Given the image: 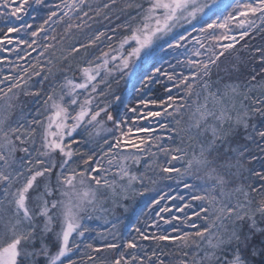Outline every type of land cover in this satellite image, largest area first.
<instances>
[{
	"label": "snow or ice",
	"instance_id": "obj_1",
	"mask_svg": "<svg viewBox=\"0 0 264 264\" xmlns=\"http://www.w3.org/2000/svg\"><path fill=\"white\" fill-rule=\"evenodd\" d=\"M33 4L56 10L29 31L32 24L16 21ZM93 11L94 16L89 14ZM116 12L127 17L109 27ZM65 18L69 21L65 35L72 29H92L86 42L72 44L60 56L54 44L45 43L34 63L17 64L20 74L0 79V264H76L72 257L91 230L85 220L95 217L115 229L119 218L109 221L108 217L124 200L143 196L144 191L159 192L165 181L175 184L164 187L180 192L150 198L146 215L151 217L156 207V220L146 222L147 232L135 228L140 239L155 241L159 251L154 249L147 260L136 252H122L112 264H153V257L155 264H166L161 259L167 255L163 249L173 245L174 264H250L248 254L264 256V227L259 226L264 223V47L249 49L251 63L238 56L223 69V76L212 78L213 67L219 69L223 63L221 57L239 51L236 46L254 30L264 32V0H232L223 5L218 0H146V6L124 0L123 7L120 0H105L95 8L91 0H61L55 5L46 0H0V52L24 51L6 48L12 44L36 52L33 45L41 33L45 40H56L55 35H47L45 25L51 27ZM105 21L103 30L93 29ZM28 35L30 41L25 39ZM117 36L118 42L109 43L107 51L77 65L79 80L65 75L62 82L52 81L45 88L55 76L57 61H67L63 70L72 71L71 60L81 50L87 56L102 38L111 42ZM157 49L175 53V64L168 63L172 71L151 68L136 89L140 94L136 106L129 100L124 115H114L111 100H100L107 96L100 85L110 88L109 78L130 75ZM33 77L41 79L33 81ZM155 83L164 85L165 100L146 98ZM22 96L33 99L24 101ZM115 99L121 101L120 96ZM101 114L111 128L105 127ZM90 128L96 136L101 131L111 136L99 149L81 151V143L89 141L77 136ZM145 181L153 187L143 191L136 187H143ZM168 200L180 203L161 206ZM159 221L166 225L179 221L172 227L179 234L160 230ZM84 246L101 250L91 243ZM123 247L144 246L131 239ZM88 259L95 261L91 255Z\"/></svg>",
	"mask_w": 264,
	"mask_h": 264
},
{
	"label": "trees",
	"instance_id": "obj_2",
	"mask_svg": "<svg viewBox=\"0 0 264 264\" xmlns=\"http://www.w3.org/2000/svg\"><path fill=\"white\" fill-rule=\"evenodd\" d=\"M93 3V8L96 7L97 3H99L101 6L105 0H91ZM123 2L124 0H120V6L123 7ZM137 3H145L146 6V0H135ZM46 3L50 5H55V4H61L60 0H46ZM51 10H56L55 8H37L34 4L31 5V8L28 12V14L22 16L21 21H16L17 24L19 23H30L33 25V29L39 27L41 23H43V20L47 18V14ZM87 10V8H85ZM130 12H135V10H129ZM90 15H95V12H90ZM59 15H62V12H59ZM75 15V14H74ZM119 15L121 16V20H116L115 17ZM35 17V19H33ZM113 24L110 25L109 27H114L116 24L121 23L123 19L127 17V13H113ZM53 19H57L54 17ZM102 19V18H98ZM79 22V21H76ZM69 21L67 18L61 23L58 24H52L51 27L48 25H45L46 28H48L47 35L51 37L52 35L56 36V40H45L43 39V36L45 33H41L40 37L37 38L38 44L33 45V47L37 48L36 52H32L31 49L27 48V45H6L7 49H12L19 47L20 49H23L24 51L20 52H11V51H4L0 52V79H3L5 76H10V75H18L21 73V68L17 67V64L23 65L24 67H27L29 64L34 63L35 60L34 58L38 55L40 51L43 50L42 46L45 43H51L55 45V52L56 56H60L61 54H66L65 50L69 48L72 44L77 43V42H86L89 38V36L92 34V29H85L84 32H80L76 29H72L71 33L69 35H65V29L67 27V24ZM91 23V21H90ZM104 23H107L106 21L101 23V24H94L93 29H101L103 30ZM52 29L55 31L53 32ZM118 32L122 31L120 29H117ZM109 34H111L109 32ZM15 35V34H13ZM63 38V39H62ZM25 39L31 40L32 37L30 35L25 36ZM119 37L117 36L113 41L109 42L105 40L104 38L101 39V42H99L97 47H94L92 49H89V55H85L84 51L81 50V52L76 55L75 59L71 60L72 64V71H67L65 72L63 69L66 68L67 66V61L61 63L60 61H57V67L53 68V72L55 73L54 77L49 78V82H46L45 88L47 89V84L56 81L62 82L63 78L65 75H68L72 77L73 79L79 80L80 79V73L77 70V65L83 63L89 58H95L96 56L100 55V51H107L108 50V44L112 43L115 45L118 42ZM69 42V46L66 44ZM246 47L241 48V45H245ZM259 47H264V32L259 31V30H254L250 37H246L245 41H241L240 44L236 46V49H239V51L236 50H230V54H226L225 57H221V60L223 63H221L220 68L216 69L213 67V74L212 78L215 80L219 76H223L224 72L223 69L229 68L232 66V62L236 60V58L239 56L241 60L245 63H251L249 61V49H255ZM51 51V50H50ZM182 51V50H180ZM26 52H32V55L27 57L26 59H18L19 56H24ZM175 53L172 50H168V52H161L157 54L156 56H153L151 60L148 62L145 61H140L137 63L136 67L133 69L132 73L130 75L122 76V74H117L115 78H109L111 87L106 88L104 84L100 85L101 89H104L107 92L106 97H100L101 101L107 102V100H111L112 102V109L110 111L113 112L114 115L117 116H123L124 113L126 112V109L124 107V104L128 103L129 100H131L133 103L131 106L135 107V101L139 99L140 94L137 93L136 89L140 87L141 81L143 77L149 72V70L153 67H161L162 69H166L167 71L171 72L172 69L168 67V63L175 64ZM183 59V57H180ZM44 57H41V62L44 61ZM9 61L12 63L10 64ZM258 66V63H257ZM13 68H15V72H13ZM61 69V70H58ZM122 76V78H121ZM41 79L40 77H33V81ZM158 79L160 81H163L164 84H167L169 87L172 86V82H169L166 80V77L164 76H159ZM117 80L119 81L117 83ZM29 83H32L30 81ZM2 86V85H0ZM36 87H39V85H36ZM175 89H173V92L175 93ZM168 93L165 91L164 85L161 83H155L151 86V90L147 92L146 98L149 100H158L162 101L165 100L167 97ZM116 96L121 97V101H117L115 99ZM22 100L24 101H30L33 99L32 97H21ZM32 108L37 107V105H29ZM101 106H103V103H101ZM41 109V113H43V107L42 105L39 106ZM133 113H128V116L131 117L133 116ZM43 119V115L40 117ZM100 119L105 121V127L111 128L112 124L111 122H107V117L104 114H101ZM89 132L92 133L91 136H89ZM145 135V134H141ZM111 134L106 133L101 131L99 136L95 135V129L90 128L89 131H84L80 130V136H77L78 140H88L89 143L84 144L81 143V151H87L88 149H99L100 145L103 144V140L105 137L110 138ZM39 143V140H38ZM75 147V145H74ZM76 160H79V157L75 158ZM142 171V168L140 169ZM175 184L174 181L169 182L165 181L159 185V192L156 191H144V195H135V196H130L128 199L124 200L122 202V206L115 209L114 216L109 215L108 219L109 221L114 220L115 218H119V222L117 223V227L115 230L116 236H114L113 240L107 243H102V242H97V239L94 236V224L96 222L102 227V224L104 223V220H99L96 219L95 217L92 220H85L86 221V226H88L91 230L85 234V240L81 243V248L79 251L76 252V254L72 257L75 261L76 264H112L113 260L117 258L122 252L125 253L126 255H129L133 252L138 253L140 256H143L145 260H147L148 255L152 253V251L155 249L156 251H159V248L156 246V242L152 240H142L140 239L139 235L136 233L135 228L139 227L146 232L148 231V223L151 221L156 220V217L154 215V212L158 210V208L154 207L153 210V215L149 217L146 215L148 213L149 209L147 207V204L150 203V198L156 197L159 198L160 195L168 194L170 196H176L179 192L180 189H177L175 187L172 188H167L164 187V184ZM138 189H141L142 191L146 189H151L153 186L151 184H146L143 185V187L139 184L136 185ZM180 203V201H161V206L167 205V204H177ZM190 211V210H189ZM177 215H182L181 213H176ZM164 215L170 216V213H165ZM259 219V218H258ZM106 224V223H105ZM160 224V230L167 229V234L175 236L179 233L172 231V227L174 225L179 224V221H172L171 224H164L163 221H159ZM98 225V226H99ZM108 227L105 226L103 228L104 230H110L112 229V224L107 223L106 224ZM260 227H264V223L259 224ZM181 228L183 226L181 225ZM183 230H188L190 231L191 229H183ZM152 231H157V234H160L159 230L153 229ZM75 235V234H74ZM54 239V237H53ZM135 239L136 242L140 245H143L144 247L142 248H137V249H126L123 247V244L127 240ZM76 242H80L79 237H75ZM87 243H91L96 247H99L101 250L99 252H93L92 249L85 247L84 245ZM109 243H116L119 244L120 247L111 249L104 247L106 244ZM161 243H167V242H161ZM55 251V249H53ZM164 253H167V255H163L161 259H163L166 264L167 262L171 261L175 262L177 259L175 252V246H170L166 247L163 249ZM91 255L95 258V261H91L88 259V256ZM247 259L250 261V264H264V256H251L248 254ZM156 262V257H153V264ZM43 264V262H42Z\"/></svg>",
	"mask_w": 264,
	"mask_h": 264
},
{
	"label": "rangeland",
	"instance_id": "obj_3",
	"mask_svg": "<svg viewBox=\"0 0 264 264\" xmlns=\"http://www.w3.org/2000/svg\"><path fill=\"white\" fill-rule=\"evenodd\" d=\"M60 2H61V0H60ZM218 2L221 4V5H223V4H225V3H231L232 2V0H218ZM218 14H220V13H218ZM226 14V13H225ZM215 17H213V19H214ZM257 24H259V21H257ZM185 27H189V26H185ZM180 31H183V29H180ZM192 35L193 36H196V35H199L198 33H196V32H193L192 33ZM67 46H69L70 44H69V42L66 44ZM189 48L192 46L191 44H189V45H187ZM160 53V51H159V49H157L156 50V52L153 54V56H156L157 54H159ZM152 56V57H153ZM183 57V56H182ZM184 58V57H183ZM142 171H143V169H142ZM148 175H152V173H148ZM146 184H151V183H149L148 181H145V184L144 185H146ZM193 203H198V202H193ZM259 220V219H258ZM103 222V221H102ZM102 222H101V225H102V227L96 222V224H94L93 223V225H94V236H95V238L97 239V242H102V243H107V242H110V241H112L113 240V238H114V236H116V232H117V230H115V229H110V230H104L103 228H105V226L106 227H108L106 224H105V222L102 224ZM200 223H203V221H201ZM85 224H86V221H85ZM99 225V226H98Z\"/></svg>",
	"mask_w": 264,
	"mask_h": 264
}]
</instances>
